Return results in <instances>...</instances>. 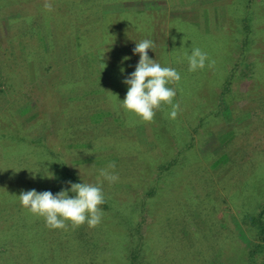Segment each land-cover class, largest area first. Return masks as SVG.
Instances as JSON below:
<instances>
[{
	"label": "rangeland",
	"instance_id": "374dc122",
	"mask_svg": "<svg viewBox=\"0 0 264 264\" xmlns=\"http://www.w3.org/2000/svg\"><path fill=\"white\" fill-rule=\"evenodd\" d=\"M49 2L0 0V264H132L124 248L143 242L146 264H249L264 244L244 220L264 208V0ZM144 39L181 76L166 84L175 119L163 102L150 122L121 106ZM193 48L208 60L189 71ZM112 162L115 183L100 175ZM70 174L102 189L95 227L52 228L19 201Z\"/></svg>",
	"mask_w": 264,
	"mask_h": 264
},
{
	"label": "clouds",
	"instance_id": "9594fccd",
	"mask_svg": "<svg viewBox=\"0 0 264 264\" xmlns=\"http://www.w3.org/2000/svg\"><path fill=\"white\" fill-rule=\"evenodd\" d=\"M46 10L52 11L53 5L45 0ZM152 40L144 39L136 42L133 54L139 55V62L135 71L129 74L123 83L128 86L126 96L121 101V106L135 113L142 121L150 122L155 116L154 109H159L162 102L171 106L170 118L175 119L180 110L178 103H173L176 95L174 89L166 87L171 81H179L180 74L169 67H162L156 59L148 56L149 49H154ZM189 71L203 69L208 60V54L200 48H193L187 55ZM125 60L129 57H125ZM214 63V62H213ZM211 66V65H209ZM105 67V65H104ZM124 69H121L123 73ZM115 163H110L107 168L100 170V175L109 183H115L119 177L114 173ZM48 179H53L54 174L47 171L44 174ZM70 187L64 188L53 194L51 191L37 192L35 189L21 191L18 198L21 205L29 211L39 214L46 219V224L52 228H67L66 221H70L73 227L83 225L87 219L89 227H95L102 221V210L98 207L104 203L101 187L88 183L67 182ZM72 193L73 195H69ZM87 214V216H86ZM59 217V218H58Z\"/></svg>",
	"mask_w": 264,
	"mask_h": 264
},
{
	"label": "trees",
	"instance_id": "16d2710c",
	"mask_svg": "<svg viewBox=\"0 0 264 264\" xmlns=\"http://www.w3.org/2000/svg\"><path fill=\"white\" fill-rule=\"evenodd\" d=\"M229 84V82H228ZM238 139H236L234 142H236ZM234 146V145H233ZM229 153H226L224 155L221 154L216 160H214L209 167H211V169L208 168H203L201 165H198V169L203 170L204 172L210 171V170H215V169H220L221 167V161L223 160L224 162L227 160ZM164 168L167 169V171L169 170L170 172L173 171L172 169L176 168L177 165V161L175 159H171V161H167V163H163ZM258 168V167H257ZM256 168V169H257ZM72 176V180L75 179V181H78L77 178L73 175L70 174ZM251 177H249L246 181L250 180ZM69 178L66 179V181L62 182L61 184L57 185V186H51V183L47 184H42V186H40V188L37 190V192H43V191H51L53 194H56L57 192H59L60 190L64 189V188H68L70 187V185L67 183ZM71 180V181H72ZM200 182L203 184L204 187H207L205 189V194L207 195L208 193L211 192L212 187H214V179L211 178L210 176H205L204 178L202 177V179L200 180ZM74 183V182H72ZM76 183H82L81 181H78ZM246 186V185H245ZM34 189V188H32ZM30 189V190H32ZM210 189V190H209ZM220 192V190H216V194L215 197L217 196V194ZM159 195V194H157ZM242 195V194H241ZM156 197V195H155ZM154 197V198H155ZM140 199H145V198H140ZM209 201L211 200V198H207ZM219 199V197L217 198V200ZM146 200V199H145ZM216 198H214L215 202ZM242 200V199H241ZM243 201V200H242ZM211 202L210 205L213 203ZM145 203V202H143ZM251 211V210H249ZM45 219V217H43ZM13 219L9 218V221H11ZM244 220L248 223H250L251 225H255L256 227H258L261 235L260 237L262 238V240H264V208L258 213L255 214L253 212H249L248 215H246L244 217ZM131 239L127 240L130 241ZM142 241V239H140ZM252 249V248H251ZM262 249H264V244L259 243V244H255V246L253 247V249L250 251V260H249V264H256L257 261V257L256 256V252L258 253V251L260 252ZM124 250L126 251V255L125 257L127 258V261H129L132 264H146V246L145 243H141V245L139 243L134 244L131 243V248L129 250H127V244L124 248ZM256 258V259H254ZM144 262V263H143Z\"/></svg>",
	"mask_w": 264,
	"mask_h": 264
}]
</instances>
